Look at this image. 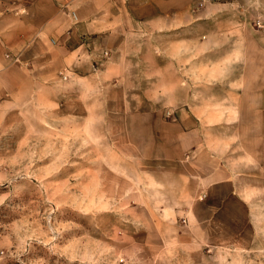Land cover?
<instances>
[{"label":"rangeland","instance_id":"obj_1","mask_svg":"<svg viewBox=\"0 0 264 264\" xmlns=\"http://www.w3.org/2000/svg\"><path fill=\"white\" fill-rule=\"evenodd\" d=\"M146 6L148 35L128 39L137 51L127 45L108 65L57 67L51 81L40 69L46 82L27 85L19 107H1L0 264H264V0ZM199 12L212 17L194 20ZM220 75L228 79L210 82ZM211 85L250 96L242 131L254 151L243 184L249 210L217 212L213 244L182 245L181 213L147 208L163 198L145 160L157 119L189 125L162 97L194 93L207 106ZM160 216L173 226L156 228Z\"/></svg>","mask_w":264,"mask_h":264},{"label":"crops","instance_id":"obj_2","mask_svg":"<svg viewBox=\"0 0 264 264\" xmlns=\"http://www.w3.org/2000/svg\"><path fill=\"white\" fill-rule=\"evenodd\" d=\"M149 1L0 0V109L19 107L26 86L51 81L57 67L80 70L97 63L108 65L116 63L115 54L127 45L130 51H137L135 40L128 43V39L148 35L146 25L153 23L146 18ZM135 2L145 4L139 12ZM210 17L199 12L194 20ZM136 19L145 25L141 33L134 25ZM193 25L195 28L197 23ZM220 31L217 34L235 35L242 29ZM40 69H48L47 80H42L44 70ZM209 78L211 83L228 79L222 75ZM217 87L212 86L215 90L209 92L207 106L194 93L173 97L171 102L162 97V107L169 114L187 112L189 125L177 119H157L151 128L153 145L145 160L146 178L152 179L154 188L160 187L158 194L163 199L147 208L168 212L170 219L181 213L184 223L175 226V239L182 245L198 240L213 244L217 212L249 210V192L243 184L254 151L248 148L242 131L246 130L250 96L244 90L217 91ZM139 113L157 112L145 109ZM222 132H227L224 138ZM218 196L221 202H217ZM231 199L235 205L228 202ZM152 221L156 228L173 226L164 217Z\"/></svg>","mask_w":264,"mask_h":264},{"label":"built area","instance_id":"obj_3","mask_svg":"<svg viewBox=\"0 0 264 264\" xmlns=\"http://www.w3.org/2000/svg\"><path fill=\"white\" fill-rule=\"evenodd\" d=\"M202 2H211V1H214V0H201Z\"/></svg>","mask_w":264,"mask_h":264}]
</instances>
